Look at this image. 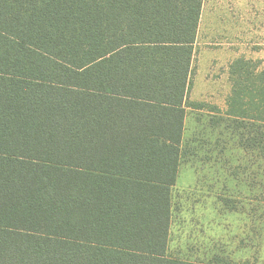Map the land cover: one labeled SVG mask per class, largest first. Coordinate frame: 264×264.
Wrapping results in <instances>:
<instances>
[{"label": "trees", "instance_id": "obj_1", "mask_svg": "<svg viewBox=\"0 0 264 264\" xmlns=\"http://www.w3.org/2000/svg\"><path fill=\"white\" fill-rule=\"evenodd\" d=\"M202 4L0 0V264H223L168 255L172 188L231 140L264 177V69L189 101Z\"/></svg>", "mask_w": 264, "mask_h": 264}, {"label": "rangeland", "instance_id": "obj_2", "mask_svg": "<svg viewBox=\"0 0 264 264\" xmlns=\"http://www.w3.org/2000/svg\"><path fill=\"white\" fill-rule=\"evenodd\" d=\"M240 57L257 61L264 69V33L247 35L239 45L200 28L191 62L189 101L224 111L231 88L228 66ZM201 126L189 114L185 137ZM206 137L213 142L217 134L208 129ZM233 143L228 142L223 154L207 155L201 150L198 157L181 163L172 188L169 256L264 264V184H259L264 177H256L250 161Z\"/></svg>", "mask_w": 264, "mask_h": 264}, {"label": "crops", "instance_id": "obj_3", "mask_svg": "<svg viewBox=\"0 0 264 264\" xmlns=\"http://www.w3.org/2000/svg\"><path fill=\"white\" fill-rule=\"evenodd\" d=\"M200 28L241 45L247 35L264 33V0H203Z\"/></svg>", "mask_w": 264, "mask_h": 264}]
</instances>
